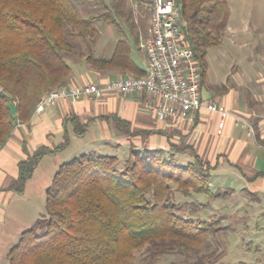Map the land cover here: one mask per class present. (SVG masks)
Listing matches in <instances>:
<instances>
[{
  "label": "trees",
  "instance_id": "trees-1",
  "mask_svg": "<svg viewBox=\"0 0 264 264\" xmlns=\"http://www.w3.org/2000/svg\"><path fill=\"white\" fill-rule=\"evenodd\" d=\"M177 1L202 83L207 50L222 42L230 10L225 0ZM104 12L83 18L72 0H0V149L17 122L29 121L45 91L64 85L70 76L64 53L74 45L66 39V25L77 28L75 35L93 36L96 18L113 24L122 35L111 54L95 55L87 48L81 56L97 70L145 75L132 56L131 47L139 41L133 15L119 11L122 25ZM67 142L66 137L60 148ZM47 152L40 147L19 160L16 189L22 190ZM189 152L192 159L179 164L160 148H130L122 169L116 167V155L97 152L61 162L45 189L44 213L9 248L8 263L126 264L142 248L153 259L198 249L218 224L179 214L172 184L183 194L207 198L222 192L210 190L212 167ZM194 264L215 263L199 258Z\"/></svg>",
  "mask_w": 264,
  "mask_h": 264
},
{
  "label": "crops",
  "instance_id": "crops-1",
  "mask_svg": "<svg viewBox=\"0 0 264 264\" xmlns=\"http://www.w3.org/2000/svg\"><path fill=\"white\" fill-rule=\"evenodd\" d=\"M134 21L137 22L135 18ZM234 24L232 20L227 24L231 42L227 44L229 49L221 52L222 58L216 67L215 77L219 82L210 85L206 92L200 88L201 99L217 101L228 111L220 131L219 114L204 107L182 118L158 119L146 106L150 99L146 92L59 98L55 103L43 104L28 122L16 123L7 143L0 149V264H9V248L17 242L20 233L44 213L41 209L45 189L59 165L49 166V160L74 144H87L91 152L99 154L111 152L118 159L120 153L126 154L121 159L126 158L130 148H160L167 157L179 159V164L190 161L189 151H193L202 158L203 164L212 167L210 190L222 192L209 198L213 205L230 193L238 200L249 199L251 206L256 201L264 210V20L243 22L240 28ZM116 31L108 52L93 51L95 55L111 54L117 38L122 35ZM139 37L138 44L131 47L132 56L134 62L145 69V56L139 49L142 36ZM242 37L257 40L262 49H250L246 41L240 42ZM81 57L84 64L90 66ZM84 64L76 62L75 68L71 65L72 72L65 84L86 83L89 73L94 81L125 75L115 69L97 70ZM206 72L207 65L201 85ZM242 119L252 124L253 133L242 125ZM66 137L67 144L60 148ZM40 147H46L49 152L40 158L22 190L16 189L19 160L31 156ZM40 168L42 171L38 172ZM237 202L234 200L231 207L238 208Z\"/></svg>",
  "mask_w": 264,
  "mask_h": 264
},
{
  "label": "rangeland",
  "instance_id": "rangeland-1",
  "mask_svg": "<svg viewBox=\"0 0 264 264\" xmlns=\"http://www.w3.org/2000/svg\"><path fill=\"white\" fill-rule=\"evenodd\" d=\"M72 1L77 13H79L83 18H88L90 14H102L104 11L108 10V12H111L120 20V22H122V16L118 14L119 11H123L125 14H132L137 21L135 24L139 30L140 35L138 36L145 38L146 35H148V22L150 17V12L147 6L148 0ZM225 1L230 10L228 23L232 20V22L240 28L242 27L243 22H250L253 20L258 21L260 19L264 20V0ZM94 23L96 26V33L93 36H89L87 34L75 35L74 33H76L77 28L68 25L65 27L67 35L66 39L74 45V50L66 51L64 53V57L67 62L73 66V68H75L76 62H80L81 64L85 63L83 62L80 53H87V48H91V51H94L95 53H107V50L111 48L117 32L115 26L105 27L101 18H96ZM121 24L123 25V22ZM228 31L229 30L226 25L224 31L221 32V44L210 46V48H208L206 59H204L206 60L207 74L203 85H201L202 92L208 91L210 85L219 82L218 78L215 77V71L217 64L221 61L220 58H222L221 52H225L229 49L227 44L231 42V39L229 38L230 36ZM245 41V45L250 46V49L253 48L257 51L262 49L257 40H247V37H242L240 40V42ZM86 66L91 68V66ZM86 78H88L89 81L93 80L90 73L87 74ZM66 85L67 84L61 86ZM47 91H45L42 96H44ZM35 111H37L36 106ZM90 150L91 149L88 148L87 144L83 146H75L74 144L69 150L59 152L57 155L53 156V158L49 160V166L51 164L56 166L77 155L91 152ZM109 154L113 153L109 152ZM122 155L126 156L125 153H120V156L124 157ZM121 157L116 164V167L119 169L123 168L122 166H124L125 161V158L121 159ZM173 160L180 162L179 159L176 158H173ZM37 171L40 172L42 170L40 168V170ZM172 187V199L177 205L176 211L179 214L205 221L216 220L218 226H212L214 228L216 227V230L208 233L206 241H204L205 243L198 249H191L188 251L187 255L164 254L159 258L153 259V257H150L148 254L146 248H142L135 251L134 257H132L133 259L126 264H194L199 258L215 264H264V210L261 209L260 203L254 201V205L251 206L250 204L252 201H249V199L238 200L234 194L229 193L213 205L211 203L212 201L203 194H183L182 192L176 191L175 185L172 184ZM234 200L239 202L236 203L238 208L231 207ZM228 205L230 207H228ZM41 210L44 212V201Z\"/></svg>",
  "mask_w": 264,
  "mask_h": 264
},
{
  "label": "built area",
  "instance_id": "built-area-1",
  "mask_svg": "<svg viewBox=\"0 0 264 264\" xmlns=\"http://www.w3.org/2000/svg\"><path fill=\"white\" fill-rule=\"evenodd\" d=\"M149 32L139 43L145 56V75H119L105 81H89L81 85L60 86L47 91L38 100L36 110L59 98L99 97L105 93L146 92L147 108L158 119L182 118L202 107L217 112L221 130L228 111L214 100L201 99V70L186 39L181 4L177 0H148ZM249 133L253 126L242 119Z\"/></svg>",
  "mask_w": 264,
  "mask_h": 264
}]
</instances>
